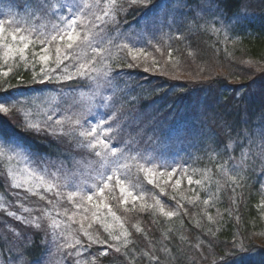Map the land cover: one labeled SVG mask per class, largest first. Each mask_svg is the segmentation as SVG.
Masks as SVG:
<instances>
[{
  "label": "trees",
  "instance_id": "1",
  "mask_svg": "<svg viewBox=\"0 0 264 264\" xmlns=\"http://www.w3.org/2000/svg\"><path fill=\"white\" fill-rule=\"evenodd\" d=\"M2 1L6 2L5 5L10 4V7L18 9L17 14L21 13L24 7L22 3L26 2V0ZM91 2L92 0H89V3ZM199 3L201 0H191L190 6L195 8ZM224 4L229 15L243 5L246 12L251 14L249 16L251 18L247 17L238 25L233 24L231 27L217 21L214 27L219 29V32H188L182 27L180 31L183 32V38H178L179 32L173 24L170 28L171 34L157 36L154 31H146L145 39L131 41L132 44L142 46L147 53V58L141 55L140 67H127L126 61L130 57L127 56L126 50L118 52L115 47H110L107 43L98 44L107 51L102 54L104 56L102 62L100 57H97L96 66L104 69V65L108 64L111 74L116 77L113 83L120 85L116 90L108 84L112 91V106L108 107L104 113H115L116 116L115 120L109 122L113 125L117 123L125 125L131 129L130 134L141 137L143 143L139 145V149L152 145L155 148L154 152L159 150L163 153V148L158 143L171 134L179 135L187 142L191 141L193 145L198 146V150L194 153V165L188 167V170L190 168L193 170L187 175L201 183L189 184L186 175L182 172L187 169L178 162L174 168L158 167L155 171H149L146 176L142 175L145 173L136 174L135 171L133 175L135 182L129 188L134 190V194L142 195L143 200L129 199L126 203H121V194L119 187L115 185L114 178L109 188L105 190V194L99 197L94 196L91 202L86 203V206L89 204L92 207L95 206L92 210L97 206H105L120 218L119 221L133 234L134 238L141 241L143 237L135 232L134 225L137 223L147 230L149 237H160L162 232L171 227L173 229L171 236L175 245L183 249L187 264H190L193 259L196 264H223L225 254L235 251L232 248L234 242L236 244L242 242L246 248L252 249L253 254L246 257V264H264V208L261 207L262 198H264V160L248 159L241 167L233 168L235 167L233 161L239 155L237 151L235 158L230 159V170L235 175L230 180V193L226 188L220 194L223 197L215 199L212 196L210 203L213 207L210 203L209 205L203 203L204 200L209 199L206 194H203L204 176L208 172L207 177L211 182L213 180L221 182L222 179L218 177L221 173L218 165L224 164L229 159L223 155L215 158L207 150L209 144L200 135L201 130L208 133L211 129L223 139L229 130L225 127L226 125L238 131H244L245 122L259 126L264 117V0H224ZM173 7L170 5V0H151L147 8L143 5L132 6L127 12L126 22L123 14L120 16L123 31L121 37L129 32L133 34L142 30L140 24L148 17L160 19L166 13H172ZM0 19L6 22V34L11 42L13 26L7 23L3 15H0ZM180 19L177 17V23H180ZM154 28L152 26V29ZM21 29L24 30L23 34L26 38L32 41L28 48L29 54L37 58L44 54L42 49L47 47L50 59L46 63L42 61L33 68H28L21 65V61L24 60H16L11 63V66L6 67L9 61L3 62L0 58V73H8L4 77L0 75V85L7 88L13 95H17L22 101L27 100L28 96L46 91L53 94V90L56 89H63L64 92L84 87L81 83L84 79L58 82L53 78L51 81L45 79L43 83H39L38 80L43 74L42 69L45 71L55 69L53 73L55 77V74L61 73L64 65H68V70H71V65L76 64L77 60L73 55V58L64 60L63 64L57 67L55 63L57 46H61L62 51L73 52L72 49L63 47L66 40L46 43L45 41H50L51 35L54 34L52 31L39 32L32 28L27 31L26 27ZM88 54L87 57L94 55L90 49ZM153 57L156 64L153 63ZM145 65L151 66L152 71L144 72ZM4 95L5 93L0 90V96ZM58 95L63 96L61 93ZM61 99L64 100L63 104L60 103ZM60 100L55 105L57 117L67 114L69 107L66 98L61 97ZM36 116L28 117L17 113L13 118L0 113V133L13 137L18 143L24 145L33 157L56 158L66 162L71 154L69 144L72 140H69L65 131H57V135L37 134L17 126L25 118L30 121L37 119L38 122L42 121V125L51 126L43 120V118L48 119L49 116L47 118L43 114ZM133 120L138 121L137 127L132 126L135 124ZM195 122L198 124H194ZM202 125H204L203 129ZM221 128H224V131H221ZM258 130V128L254 129V131ZM130 134L123 135V138L129 139ZM152 137H155L152 143L147 142L145 146L144 142ZM120 138L121 136H116L115 139L118 141L114 142V145H121ZM74 143L76 146L79 143V139L75 140V134ZM170 149V157L179 161L177 154L173 153L172 148ZM173 169L175 171L171 178L167 175L161 176L162 172ZM149 177L154 181L151 184L148 183ZM177 178H181L178 187L175 185ZM212 184L214 186L213 182ZM223 185L225 186V183ZM208 191L209 196L212 195L213 189L209 188ZM8 192H11V189L6 183L3 184L0 177V193ZM157 200L164 206L165 211L175 210L178 215L168 220L160 214L158 208L156 212H152L151 209L145 212L137 211L141 204L155 205ZM209 216L212 220L208 219ZM83 219L81 223L91 224L89 218ZM25 234L29 237L35 235L36 244L29 249L31 255L27 257L35 260L39 247L42 253L44 247L40 245L41 240L34 229ZM181 237L185 238L186 243L181 242ZM100 239L108 238L102 235ZM6 245L2 240V250ZM103 247L99 244L90 246L88 251L95 254ZM88 251L84 252L83 257L90 259ZM111 259L112 256L102 258L105 261ZM68 261L70 264L71 259L68 258Z\"/></svg>",
  "mask_w": 264,
  "mask_h": 264
},
{
  "label": "snow or ice",
  "instance_id": "2",
  "mask_svg": "<svg viewBox=\"0 0 264 264\" xmlns=\"http://www.w3.org/2000/svg\"><path fill=\"white\" fill-rule=\"evenodd\" d=\"M149 4H151V0H92L91 3H89L88 0H80V3H60V0H26L24 7L28 9L29 18L34 21L45 22L55 20V23H52V32L54 34L51 35L50 41L45 42L50 43L51 41L66 40L63 47L73 50L72 53L62 51V47L57 46L55 58L57 67L63 64L64 60L73 58V55L77 60L76 64L71 65V70H68V65H64V69H62L61 73L55 74V77H53L55 69L50 71L42 69L43 74L40 76L38 82L43 83L45 79L51 81L53 78L58 82L71 81L73 79L92 80L94 79L93 74L95 73L102 75L113 89L118 90L120 85L118 83H113L116 77L111 74L110 66L105 64L103 72L96 67L97 57H100L102 62L104 59L102 54L107 51L105 48L98 46V44L103 45L107 43L110 47H115L118 52L126 50L127 56L130 57V59L126 61L127 67H140V57L143 55L147 58V53H145L142 46L132 44L130 40L120 41V37L123 35L120 16L123 14L126 22L127 12L132 6L143 5L147 8ZM190 4L191 0H170V5L174 6L172 24L177 27L179 32L178 38H183V32L180 31L182 27L188 32H219V29L214 27L217 21L224 26L231 27L233 24L238 25L241 21L247 19V12L243 5L229 15L224 0H201V3L197 4L195 8H192ZM185 9H187V11H185ZM85 10L88 11L86 12ZM206 16L207 19H205ZM177 17L181 18L180 23H177ZM5 23L4 19H0V50L3 51V57L7 60L19 54L21 60L27 63L25 50L32 42L31 39L21 34L24 30L17 25L11 27V42H9ZM7 23L12 25V21H8ZM155 23L156 19L152 17L145 24L144 30L147 31L148 27ZM44 26H46V24ZM169 27H171V25H169ZM113 33L115 35H113ZM20 44L23 46L20 47ZM87 49H90L94 54L92 57H87ZM157 50L159 51L160 49L158 48ZM42 52L44 54L40 55L39 59L46 63L50 59L49 49L45 47L42 49ZM82 56L85 58L81 59ZM169 56H171V53H169ZM117 59H119V56H117ZM153 63H157L155 57H153ZM143 71L150 72L152 71V67L145 65L143 66ZM0 75L7 76L8 73L3 72L0 73ZM33 79L34 81L36 80L35 75ZM82 86L83 85H81V87ZM0 90L5 93L4 96H0V113L13 118L17 113L26 116L28 102L26 100L22 101L17 95L8 92V89L3 85H0ZM108 106L111 107L112 105L109 104ZM98 116L99 119L91 120V126L81 124L79 118L74 122L79 137L81 138L79 141L80 146L91 149L96 157H100L102 160L106 161L109 154L113 157H116L118 152L123 155L125 151L132 150V145L139 146L143 143L141 137L130 134V138L124 142L125 148L119 149L114 144L109 147L108 141L112 139L111 133L114 130L113 124L109 121L116 119L115 113H98ZM48 119L51 120L52 117L49 116ZM56 123L62 124L63 122L57 120ZM105 124L108 125L106 128L104 127ZM17 126L37 134L48 133L57 135V131L51 128L50 125L34 123L27 118ZM203 127L204 125H202V129ZM225 127H228L229 130L223 139L219 138L211 129H209L208 133L203 132V130L200 132L203 139L208 141L209 146L207 150L214 157L219 158L223 155L228 159H233L238 151L240 163H246L248 159H253L254 161L256 159L264 160V117H262V123L259 126L250 125L245 122L244 131H238L227 125ZM257 128L259 130L254 131V129ZM117 130L122 131V127ZM221 131H224V128H221ZM105 133L108 134L107 138L104 137ZM154 139L155 137L149 138L148 144H151ZM18 149L27 151L25 146L18 143L13 137L5 136L0 133V157L13 152L19 155ZM148 150V148H145V152ZM29 154L31 155V153ZM37 158L40 160L43 159L38 156ZM9 159H11V156H9ZM128 159L137 161L138 157H125L126 161ZM114 163H116L117 166L113 168L112 173L101 175L100 182L96 186V191L82 195V199L91 202L94 196L99 197L105 194V190L109 188L110 183L115 178V185L119 187L121 194V203H126L129 199L133 201L136 199L143 200L144 197L142 195L134 194V190L126 187V182L117 175L121 167L128 168L129 164L127 162L123 165L118 164V162ZM138 167L145 169L147 165L138 164ZM147 170L151 171V169ZM174 171L173 169L162 172L161 176L167 175L171 178ZM184 171L189 184L194 182L197 184L201 183V181H194L192 176L187 175V170ZM219 171L225 176L231 177V170L227 169L225 164L220 165ZM8 176L10 178L12 177L11 171L8 172ZM153 182L152 179L148 180L150 184ZM24 183L27 184L28 182L25 181ZM180 183L181 178H177L175 185L178 187ZM11 187L21 188L22 184L12 179ZM36 188L38 189L39 185H37ZM46 190H50V186L46 188ZM25 191H28L32 195L38 194V192L31 187H26ZM78 194L79 193L75 191L70 192L68 197L69 200L71 201L72 198ZM40 198L44 199L43 196ZM203 203L209 205L210 199L204 200ZM233 203H235L234 200ZM20 206L23 212H31V210L24 207L23 204ZM77 207H79V205H77ZM261 207L264 208V198H262ZM157 208L160 214L168 220L178 215V212L175 210L165 211L164 206L159 200L156 201L155 205L141 204L137 211L145 212L151 209L152 212H156ZM41 212L43 215H29L25 217L23 215H18L16 212L7 211V215L13 217L26 228H34L36 232H42L43 236H40L39 239L45 248L49 244V236H51L52 242L56 243L58 250L62 251V258L65 259V264H69L68 258H72L73 264H187V258L183 256V249L179 245H175V241L171 236L173 232L171 227H168L166 231L162 232L160 237H149L147 230L137 223L134 225L135 232L143 237L141 241L134 238L133 234L125 229L124 225L121 223V231L119 234L109 232V239L114 241V243H110L109 239L102 240L99 236H93L89 231L84 229L83 224H81L82 235L88 242L85 244L83 240L71 235L67 237L61 236V239L57 240L58 233L56 229L59 228V221L50 217L44 210H41ZM44 216H48L51 220V223L47 226L43 223ZM93 216H96V213H93ZM113 217L116 220L120 219L119 217H115L114 213ZM69 219H71V217H69ZM208 219L212 220V217L209 216ZM6 226L9 228V231L14 233L15 240L21 243H13L9 241L7 237H3L5 243H12L13 247L23 249L19 251L17 256L13 257L14 264H43V253L37 256L35 260L27 258L31 255L29 249L36 244L35 235L33 234L29 237L16 226ZM105 231H108L107 226L105 227ZM181 242L186 243L184 237H181ZM92 244H99L104 247L98 249L94 254L88 251V248ZM232 248L235 249V251H229L225 254L223 264H246V257L253 254L252 249L246 248L242 242L240 244L234 242ZM11 251L12 248H9V252ZM85 251H88V257H90V259L83 257ZM113 253L116 255H113ZM109 256H112L111 260H102V258ZM190 264H196L195 259H193Z\"/></svg>",
  "mask_w": 264,
  "mask_h": 264
},
{
  "label": "rangeland",
  "instance_id": "3",
  "mask_svg": "<svg viewBox=\"0 0 264 264\" xmlns=\"http://www.w3.org/2000/svg\"><path fill=\"white\" fill-rule=\"evenodd\" d=\"M80 3V0H60V3ZM89 2V0H88ZM6 2L0 0V15H3L6 21H12L11 26H19L20 28L26 27L28 29H35L39 32H50L52 31V23H55V20L51 22L45 21H34L29 18L28 9L23 7L20 14H17L18 9L12 8L5 5ZM25 6V3H22ZM172 13H166L164 17L160 19H156L155 24L150 25L147 29L148 32L154 31V34L157 36H162L166 34H171V30L169 25H172ZM251 14L247 13V17ZM249 17L248 19H250ZM150 20V17L146 18L143 22H141L142 30H138L136 33L129 32L126 36L121 37L120 41L130 40L135 41L137 39L143 40L145 24ZM46 24V26H44ZM152 26L155 27L152 29ZM175 32V31H174ZM166 33V34H165ZM23 34V32L21 33ZM24 35V34H23ZM20 47L23 45L20 44ZM29 48V47H28ZM25 50V55L27 58V63L25 61H21L19 54H16L14 58L5 59L3 57V51H0V58L2 61H9V64H6V67L11 66V63L14 61H21V65L23 67L33 68L36 64L42 63L39 60V57H34L29 54V49ZM72 53V52H71ZM88 54V49L86 52ZM85 57H81L83 59ZM34 59V60H33ZM71 64V63H70ZM97 67V66H96ZM103 72V68L97 67ZM48 70V68H45ZM94 79L92 80H82L81 83L84 85L83 88L73 90L69 89L68 91H64L63 89L53 90V94L38 93L36 95L28 96L26 100L28 102L27 113L28 117H34L36 115L43 114L46 116H51L52 119H44L46 123L54 126L56 131H65L66 135L69 136V140H72L69 144V150L71 154L69 158L67 157V161L63 162L57 160L56 158L52 159H38L29 154L28 151L25 150H17L20 154L16 155V153H9L3 157H0V177L3 180V184L6 183L11 192L8 193H0V245H2L3 237H7L13 243H19L20 241H16L14 237V233L9 231V228L6 225H13L17 228L21 229L24 232H29L34 228H26L23 224L15 220L13 217L7 215V211L16 212L18 215H23L25 217L29 215H43L41 210L48 213L50 217L59 221V228L56 229L58 233L57 240L61 239V236L67 237L69 235L84 240L87 244L86 238L82 235L81 232V224H83L84 229L89 231L93 236L101 237L106 236L109 239V232H113L114 234H119L121 231L119 220L114 219L113 213L104 207L97 206L96 209L90 206H86V203H89L86 199H82V195H86L90 192L96 191V186L100 182L101 175L103 174H111L113 168L117 166L116 163L123 165L125 162L129 164V167L124 168L121 167L117 175H119L122 180H124L125 186L129 187L133 185L135 182V171L136 174H142L146 176L149 172L147 169H151V171H155L158 167L163 169L174 168L180 162L181 166H184V169H187V173L193 170L188 167H192L195 163V155L194 153L198 150V146L193 145L191 141L187 142L186 139H183L179 135H170L167 138H163L160 140V147L163 148V153L159 152V150H155L151 145L148 147V151L145 152V149H139V146L132 145L131 151H125L123 155L119 152L116 157H113L111 154L108 155L107 160L104 161L100 157H96L91 149L84 148L80 146V143L77 146L74 143V134L75 140L79 141L81 138L79 137L78 130L75 125V120L80 119L81 124H86L87 126H91L92 119H99V114H104V111L111 104V87H108V82L106 79L99 74H93ZM4 77V76H3ZM61 93L63 96L58 95ZM61 97H64L69 102V107L67 110V114H61L57 117L56 107ZM103 98V99H102ZM60 103L63 104L64 100L61 99ZM37 109V110H36ZM42 109V110H39ZM83 114V115H82ZM37 117V116H36ZM62 121V124H57L56 121ZM32 122L41 124L42 121H37L34 119ZM135 124L132 126L137 127L138 121L133 120ZM194 124H198L195 122ZM108 125L105 124L106 128ZM114 130L111 133L112 139L108 141L109 147H111L114 142H117L116 136H121L120 141L121 145L117 147L119 149L125 148L124 142L128 140L127 138H123V135L130 134L131 129L127 128L125 125L117 123V125H113ZM122 127V131H118ZM115 132V134H114ZM73 134V136H72ZM107 133L104 134V137L107 138ZM77 136V137H76ZM158 140V139H156ZM155 140V141H156ZM147 142H144V145H147ZM158 142V141H156ZM163 142V143H162ZM172 148L178 156V160H175L174 157H170ZM103 150V149H102ZM75 151V152H74ZM72 152L74 154H72ZM172 153V154H173ZM77 156H74L76 155ZM11 156V159H9ZM137 156L138 160L133 161L131 159L125 160V157ZM216 158V157H215ZM182 160V162L180 161ZM252 160V159H250ZM260 160V159H259ZM220 161V160H219ZM221 163V162H220ZM138 164L147 165V168L141 169L138 167ZM227 166V169L230 170V159L224 163ZM243 165L240 163V156H237V159L233 161V168H239ZM138 167V168H137ZM218 167H220L218 165ZM139 169V170H137ZM11 171L12 177L8 176V172ZM145 171V172H142ZM183 174L185 171L182 170ZM208 172L204 176V186L203 191L204 195L206 194L209 199L215 197L221 198V192L226 189L228 193H230V180L235 176L231 171V177L225 176L222 172L218 174L219 179H222L221 182L217 180H213L214 186L212 182L208 179ZM207 178V179H205ZM12 179H15L16 182L21 183V188H12L11 183ZM150 179V177H149ZM208 185H206L205 183ZM5 181V182H4ZM28 183L25 184L24 182ZM225 183V186L223 185ZM39 185L37 189L36 186ZM229 187H226L228 186ZM50 186V190H46ZM26 187L34 188L38 192L36 195L30 194L28 191H25ZM209 188L213 189L212 195L209 196ZM79 193L77 196H74L72 200H69L70 192ZM43 196L44 199L40 197ZM217 201V200H216ZM51 202V203H49ZM21 204L24 207H27L31 210L30 213L23 212L21 208ZM79 205V207H77ZM210 205L213 207L212 203ZM215 207V206H214ZM93 213H96V216H93ZM71 217V219H69ZM87 217L91 220L90 225H85L83 222V218ZM116 217V216H115ZM43 223L45 226L51 223V220L48 216H44ZM108 227V231H105V227ZM35 230V229H34ZM36 232V230H35ZM36 234L40 237L43 236L42 232H36ZM102 234V235H99ZM110 243H114L109 239ZM6 247L2 250L0 246V264H14L13 257L17 256L20 249L12 246V243H5ZM42 245V243H40ZM98 244H92L90 246H96ZM42 247H44L42 245ZM9 248H12V251L9 252ZM45 248V247H44ZM43 248V264H65V259L62 258V251L58 250L57 244L52 242L51 236H49V244L47 245L45 251ZM37 256L42 254V249L39 247V252H36ZM85 254V253H83ZM115 253H113L114 255ZM70 264H73L72 258Z\"/></svg>",
  "mask_w": 264,
  "mask_h": 264
}]
</instances>
